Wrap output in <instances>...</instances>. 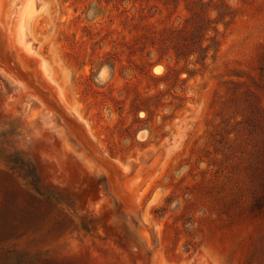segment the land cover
<instances>
[{"label": "rangeland", "instance_id": "374dc122", "mask_svg": "<svg viewBox=\"0 0 264 264\" xmlns=\"http://www.w3.org/2000/svg\"><path fill=\"white\" fill-rule=\"evenodd\" d=\"M13 1L0 264H264V0Z\"/></svg>", "mask_w": 264, "mask_h": 264}, {"label": "bare ground", "instance_id": "6f19581e", "mask_svg": "<svg viewBox=\"0 0 264 264\" xmlns=\"http://www.w3.org/2000/svg\"><path fill=\"white\" fill-rule=\"evenodd\" d=\"M0 2H1L0 4H3V3H8V2H14V1L13 0H0ZM8 18L9 16L6 12L1 13V17H0V55L1 57L5 60H11V59L17 58L18 62L21 63L22 71H24L27 75H33L36 83L41 86H44V81L41 79V75L38 69L32 68L31 63H30L31 60L28 57H26L25 54L22 53L23 51L22 52L19 51L16 54L17 56L16 57L14 56V50H19L18 49L19 46L16 47L15 46L16 42H12L13 41L12 37L7 34L8 24L6 23V21ZM11 29H13V27Z\"/></svg>", "mask_w": 264, "mask_h": 264}]
</instances>
